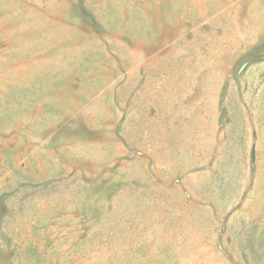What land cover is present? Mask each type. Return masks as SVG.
<instances>
[{"label":"rangeland","instance_id":"rangeland-1","mask_svg":"<svg viewBox=\"0 0 264 264\" xmlns=\"http://www.w3.org/2000/svg\"><path fill=\"white\" fill-rule=\"evenodd\" d=\"M0 264H264V0H0Z\"/></svg>","mask_w":264,"mask_h":264}]
</instances>
